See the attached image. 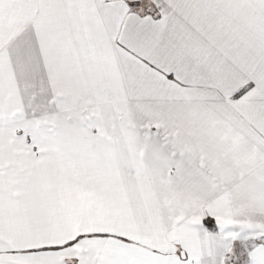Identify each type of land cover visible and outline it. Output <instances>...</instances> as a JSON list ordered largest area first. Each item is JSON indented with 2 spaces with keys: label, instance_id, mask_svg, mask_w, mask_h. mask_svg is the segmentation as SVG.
<instances>
[{
  "label": "snow or ice",
  "instance_id": "obj_1",
  "mask_svg": "<svg viewBox=\"0 0 264 264\" xmlns=\"http://www.w3.org/2000/svg\"><path fill=\"white\" fill-rule=\"evenodd\" d=\"M0 264H264V0H0Z\"/></svg>",
  "mask_w": 264,
  "mask_h": 264
}]
</instances>
